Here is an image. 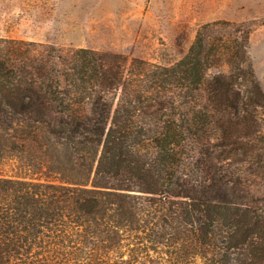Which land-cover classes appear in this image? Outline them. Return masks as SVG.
<instances>
[{"label":"trees","instance_id":"16d2710c","mask_svg":"<svg viewBox=\"0 0 264 264\" xmlns=\"http://www.w3.org/2000/svg\"><path fill=\"white\" fill-rule=\"evenodd\" d=\"M252 30L171 64L0 37V264H264Z\"/></svg>","mask_w":264,"mask_h":264},{"label":"rangeland","instance_id":"374dc122","mask_svg":"<svg viewBox=\"0 0 264 264\" xmlns=\"http://www.w3.org/2000/svg\"><path fill=\"white\" fill-rule=\"evenodd\" d=\"M216 20L253 28L246 55L264 91V0H0V37L88 47L171 64L200 25ZM226 67H214L208 78ZM12 175L10 165L1 172Z\"/></svg>","mask_w":264,"mask_h":264}]
</instances>
